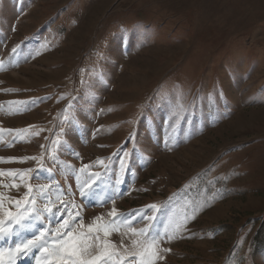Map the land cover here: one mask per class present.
Wrapping results in <instances>:
<instances>
[{
	"label": "rangeland",
	"instance_id": "rangeland-1",
	"mask_svg": "<svg viewBox=\"0 0 264 264\" xmlns=\"http://www.w3.org/2000/svg\"><path fill=\"white\" fill-rule=\"evenodd\" d=\"M131 136L134 152L122 145ZM127 152L145 159L135 173L118 163ZM0 157L13 211L27 184L58 183L84 225L114 219L115 207L139 229L161 210L174 217L153 219L163 234L190 205L177 202L182 192L195 218L162 237L171 251L156 264H264V0H0ZM133 238L123 226L108 237L120 251Z\"/></svg>",
	"mask_w": 264,
	"mask_h": 264
},
{
	"label": "snow or ice",
	"instance_id": "snow-or-ice-1",
	"mask_svg": "<svg viewBox=\"0 0 264 264\" xmlns=\"http://www.w3.org/2000/svg\"><path fill=\"white\" fill-rule=\"evenodd\" d=\"M13 48V52H15ZM19 103V102H10ZM177 108H182V105L177 104ZM175 115V113H173ZM20 131H27L20 130ZM99 131V130H97ZM38 134V133H36ZM63 146L64 142H59ZM10 146V145H9ZM41 147H44L43 145ZM78 156V153H74ZM128 153H125L127 156ZM5 158L0 157V160ZM8 160L17 159L9 157ZM21 159H37L36 157H24ZM55 159V157H52ZM98 162L103 164V160L98 158ZM73 166L67 165V169H72ZM91 165H83L79 172H85ZM105 167H107L105 165ZM125 164L121 161V168L124 169ZM50 174L51 169H44ZM32 172L33 170H25ZM18 170H8V174L15 176ZM4 174V170H0V175ZM93 175L99 176V173ZM39 179V176L32 177ZM2 183V182H0ZM117 183H120L118 180ZM79 191L82 197L88 196L92 192V185L87 181L79 182ZM11 187L19 188V185L12 184ZM27 191L22 199L15 200V211L5 206L3 193H0V241L11 242V246L5 248L0 246V264H16V260L21 256H27L36 250L40 256L36 257L37 264H156L157 260L164 259V253L171 251L169 248H161L160 243L163 236L171 241L176 234L183 230L187 223L188 217L181 220L171 222L169 228L161 234L155 229L152 221L154 217L142 216L143 220L149 223L142 228L131 227L132 222L136 219L133 216L131 219L118 214L115 207L108 213L114 219L106 223L98 224L97 221L102 220V217L93 218V222L84 225L81 212L76 211L74 214L69 210L76 209L79 206L74 201H63L60 197L63 191L58 187V183L36 185L35 188L31 184H27ZM55 196L56 200L60 201L57 206L51 196ZM38 200L47 201L43 207L38 206ZM8 202L12 203V198H8ZM51 205V206H50ZM149 208L155 209L157 205H149ZM55 208V211H54ZM67 211V216L63 217L62 222H57V226L52 228L44 227L41 224L37 227L36 221L51 219L62 215ZM47 214V215H45ZM192 219L195 218L193 215ZM79 219V230L75 227L76 221ZM119 221V223H118ZM123 226L129 229L132 237L130 246L121 245L123 251L116 248L108 237L113 231H119ZM85 228L87 231H85ZM103 232V239L99 235ZM32 238L29 239L28 236ZM98 249L96 254H93L91 249Z\"/></svg>",
	"mask_w": 264,
	"mask_h": 264
},
{
	"label": "trees",
	"instance_id": "trees-1",
	"mask_svg": "<svg viewBox=\"0 0 264 264\" xmlns=\"http://www.w3.org/2000/svg\"><path fill=\"white\" fill-rule=\"evenodd\" d=\"M254 238H256V236H254Z\"/></svg>",
	"mask_w": 264,
	"mask_h": 264
}]
</instances>
